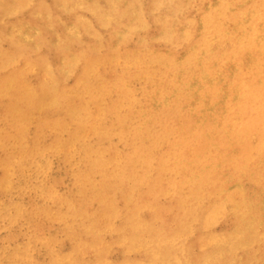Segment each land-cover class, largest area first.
Wrapping results in <instances>:
<instances>
[{
    "label": "rangeland",
    "instance_id": "374dc122",
    "mask_svg": "<svg viewBox=\"0 0 264 264\" xmlns=\"http://www.w3.org/2000/svg\"><path fill=\"white\" fill-rule=\"evenodd\" d=\"M263 23L264 0H0V264H264Z\"/></svg>",
    "mask_w": 264,
    "mask_h": 264
},
{
    "label": "bare ground",
    "instance_id": "6f19581e",
    "mask_svg": "<svg viewBox=\"0 0 264 264\" xmlns=\"http://www.w3.org/2000/svg\"><path fill=\"white\" fill-rule=\"evenodd\" d=\"M234 1H235V0H233V2H234ZM207 2H208V1H207ZM208 4H209V3H208ZM211 4H212V2H210V6H211ZM232 4H233V3H232ZM236 4H237V3H236ZM206 5H207V4H206ZM233 5H234V4H233ZM209 8H210V7H209ZM249 9H250V8H249ZM207 10H208V9H207ZM208 12H209V10H208ZM211 16H212V15H211ZM236 16H237V15H236ZM236 16H235V17H236ZM233 18H234V17H233ZM232 20H233V19H232ZM243 21H244V20H243ZM244 22H245V21H244ZM261 23H262V22H261ZM257 24H258V23H257ZM257 24H256V25H257ZM263 24H264V23H263ZM259 26H260V25H259ZM260 27H261V26H260ZM193 28H194V27H193ZM246 30H247V28H246ZM241 32H242V31H241ZM251 33H252V32H251ZM195 34H196V33H195ZM260 34H261V32H260ZM262 34H263V33H262ZM64 36H65V35H64ZM216 38H217V37H216ZM262 39H263V38H262ZM241 50H242V49H241ZM258 50H259V49H258ZM247 51H248V50H247ZM253 51H254V49H253ZM241 52H243V51H241ZM256 52H257V51H256ZM240 54H241V53H240ZM247 54H248V53H247ZM256 54H257V53H256ZM261 54H262V53H261ZM244 55H245V54H244ZM254 55H255V54H254ZM262 55H263V54H262ZM257 57H258V56H257ZM263 57H264V56H263ZM247 58L249 59V56H247ZM251 58H252V57H251ZM251 58H250V60H248V61L255 60V59H253V58H252V60H251ZM260 58H261V57H260ZM238 59H239V58H238ZM241 59L243 60V58H241ZM261 60H262V59H261ZM263 60H264V59H263ZM263 60L261 61L262 63H263ZM213 62H214V61H213ZM244 62H245V60H244ZM252 62H253V61H252ZM259 62H260V61H259ZM245 63H247V62H245ZM212 64H213V63H212ZM226 64H227V63H226ZM240 64H241V63H240ZM248 64H251V63H248ZM263 65H264V64H263ZM256 66H258V65H255L254 68H256ZM260 66H261V65H260ZM216 67H217V66H216ZM216 67H215V68H216ZM247 67H248V66H247ZM261 67H262V66H261ZM241 68L243 69L242 66H241ZM244 68H245V67H244ZM259 68H260V67H259ZM263 68H264V67H263ZM232 69H233V68H232ZM236 69H239V68H236ZM247 69H248V68H247ZM250 69H253V67L250 68ZM257 69H258V68H257ZM243 70H244V69H243ZM261 70H262V69H261ZM199 71L201 72V70H199ZM213 71H215V70L213 69ZM237 71H238V70H237ZM254 71H256V70L254 69V70L252 71V75L254 74V73H253ZM246 72H247V70H246ZM248 72H249V71H248ZM248 72H247V73H248ZM243 73H244V71H243ZM171 75H172V74H171ZM199 76H200V74H199ZM246 76H247V75H246ZM263 77H264V76H263ZM247 78H248V77H247ZM199 79H200V77H199ZM253 80H254V79H253ZM258 81H259V79H258ZM250 84H251V83H250V81H249V85H250ZM197 85H198V84H197ZM205 85L207 86V83H206V82H205V84H204L203 86H205ZM211 85H212V84H211ZM214 85H215V84H214ZM214 85H213V86H214ZM192 86H194V85H192ZM208 86H210V85H208ZM189 88L191 89V87H189ZM189 88H188V89H189ZM199 88H200V87H199ZM199 88H198V89H199ZM202 88H203V87H202ZM206 88H207V87H206ZM193 89H195V87H194ZM193 89H192V90H193ZM200 89H201V88H200ZM245 89H246V88H245ZM206 90H207V89H206ZM206 90H205V91H206ZM197 91H198V90H197ZM202 91H203V89H202ZM190 92L192 93V91H190ZM188 93H189V92H188ZM194 93L196 94V92H194ZM195 94H194V95H195ZM199 94H200V93H199ZM203 94H204V93H203ZM203 94H202V95H203ZM205 94H206V93H205ZM182 95H184V94H182ZM186 95H187V94H186ZM189 95H190V94H189ZM189 95H188V97H192V96H193V93H192V96H189ZM197 96H198V95H197ZM183 97H184V96H183ZM200 97H202V96H200ZM192 98H193V97H192ZM187 99H188V98H187ZM219 99H220V98H219ZM197 100H198V98H197ZM259 100H260V99H259ZM213 101H214V100H213ZM216 101L218 102V99H217ZM185 103H186V101H185ZM195 103H196V101H195ZM206 103H207V102H206ZM208 103H209V102H208ZM208 103L205 104V105H208ZM210 104H211V103H210ZM205 105H204V106H205ZM213 105H214V103H213ZM209 106H210V105H209ZM187 107H188V106H187ZM193 107H194V106H193ZM211 108H212V107H211ZM191 109H192V108H191ZM204 110H205V109H204ZM211 110H213V109H211ZM188 111H189V110H188ZM183 112H184V111H183ZM216 112H217V111H216ZM202 113H203V111H202ZM213 113H214V112H213ZM210 114H211V113H210ZM203 115H204V114H203ZM191 116H192V115H191ZM215 116H216V115H215ZM195 122H196V121H195ZM197 123H198V122H197ZM197 123H195V124H197ZM200 123L203 124L202 122H200ZM191 125H192V123H191ZM198 125H199V124H198ZM189 128H190V127H189ZM199 132H200V131H199ZM232 134H233V133H232ZM236 136H237V135H236ZM236 136H235V137H236ZM239 137H240V136H239ZM197 138H198V137H197ZM197 138H196V141L198 140ZM232 139H233V138H232ZM252 141H253V140H251V142H252ZM263 141H264V138H263ZM220 145L222 146L223 144H220ZM227 146H228V145H226V147H227ZM223 147H224V146H223ZM227 149H228V147H227ZM231 153H232V149H231ZM231 153H230V154H231ZM219 154H220V153H219ZM221 154H222V153H221ZM223 154H225V153H223ZM228 154H229V153H228ZM228 154H227V155H228ZM223 156H226V155H223ZM229 156L232 157L231 155H229ZM263 156H264V155H263ZM226 157H227V156H226ZM226 157H225V159H226ZM233 157H234V156H233ZM235 158H236V157H235ZM241 158H242V157H241ZM241 158L239 159V161H241ZM221 159H222V158H221ZM223 159H224V158H223ZM223 159H222V160H223ZM225 159H224V160H225ZM226 160H227V159H226ZM227 161H228V160H227ZM239 161H238V163L236 164V166L239 164ZM223 162H224V161H223ZM236 162H237V161H236ZM242 162H243V161H242ZM240 163H241V162H240ZM202 165H204V164H202ZM239 165L242 166V164H239ZM236 166H235V168H236ZM241 166H239V167H241ZM213 167H214V166H213ZM231 167H233V166H231ZM237 168H238V167H237ZM239 169H240V168H239ZM205 171H206V170H205ZM216 171H217V170H216ZM213 172H214V171H213ZM256 172H257V171H256ZM256 172H255V173H256ZM259 172H260V171H259ZM258 174H260V173H258ZM202 175H203V174H202ZM213 175H214V174H213ZM260 175H261V174H260ZM191 176H192V175H191ZM199 176H200V175H199ZM236 176H237V175H236ZM257 177H258V175H257ZM253 178H254V176H253ZM262 178H263V177H262ZM208 182H209V181H208ZM256 182H257V181H256ZM258 182H259V181H258ZM212 183H213V182H212ZM232 183H233V182H231V184H232ZM191 184H192V183H191ZM197 184H198V183H197ZM227 185H228V184H227ZM229 185H230V184H229ZM193 186H194V185H193ZM230 186H231V185H230ZM194 187H195V186H194ZM203 188H204V187H203ZM197 189H198V188H197ZM200 189H201V187H200ZM216 189H217V188H216ZM195 190H196V188H195ZM201 190H203V189H201ZM227 190H228V189H227ZM227 190H225V191H227ZM197 191H198V190H197ZM197 191H196V192H197ZM203 191H204V190H203ZM203 191H202V192H203ZM256 191H257V190H256ZM204 192H205V191H204ZM209 192H210V191H209ZM252 192H253V190H252ZM193 193H195V192H193ZM227 193H229V192H227ZM202 194H203V193H202ZM258 194H259V193H258ZM210 195H211V194H210ZM210 195H209V196H210ZM228 195H229V194H228ZM253 195H254V194H252V196H253ZM261 196H262V195H261ZM198 197H201V195L198 196ZM247 198H248V197H247ZM256 199H257V198H256ZM257 202H258V201H257ZM257 202H256V203H257ZM220 203H221V202H220ZM220 203H219V204H220ZM247 203H249V202H247ZM247 203H246V205L249 206ZM256 205H257V204H255L254 206H256ZM263 205H264V204H263ZM214 207H215V205H214ZM214 207H213V208H214ZM252 207H253V206H252ZM86 208H87V207H86ZM248 208H249V207H248ZM248 208H247V209H248ZM255 208H257V207H255ZM249 209H251V208H249ZM252 209H253V208H252ZM252 209H251V210H252ZM260 209H261V208H260ZM260 209H259V210H260ZM106 210H107V209H106ZM251 210H250V212H251ZM259 210H258V211H259ZM210 211H211V210H210ZM246 211H247V210H246ZM258 211H257V212H258ZM250 212L248 211V213H250ZM252 212H253V211H252ZM261 213H262V212H261ZM261 213H260V215H262ZM263 213H264V212H263ZM253 214H254V213H252V214L250 215V217L253 216ZM255 215H256V214H255ZM258 215H259V214H258ZM263 215H264V214H263ZM251 218H252V217H251ZM257 219H258V218H256V220H257ZM248 220H249V221H248V223H249L250 220H252V219H248ZM243 221H244V220H243ZM253 221H254V220H253ZM253 223H255V221H254ZM251 224H252V223H251Z\"/></svg>",
    "mask_w": 264,
    "mask_h": 264
}]
</instances>
